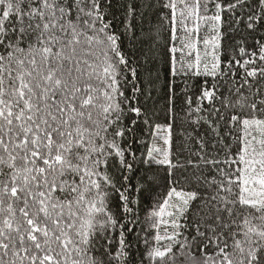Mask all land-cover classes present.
I'll return each instance as SVG.
<instances>
[{
  "label": "snow or ice",
  "instance_id": "obj_1",
  "mask_svg": "<svg viewBox=\"0 0 264 264\" xmlns=\"http://www.w3.org/2000/svg\"><path fill=\"white\" fill-rule=\"evenodd\" d=\"M0 264H264V0H0Z\"/></svg>",
  "mask_w": 264,
  "mask_h": 264
},
{
  "label": "trees",
  "instance_id": "obj_2",
  "mask_svg": "<svg viewBox=\"0 0 264 264\" xmlns=\"http://www.w3.org/2000/svg\"><path fill=\"white\" fill-rule=\"evenodd\" d=\"M119 18L121 17L118 16ZM135 23L136 27L134 31L140 39L126 40L125 49L128 52L132 66L137 68L139 79L134 82L137 87L145 90L144 95L137 93V96L148 107H152L158 93L154 90V86L150 82L149 73L153 72L154 74L153 64L155 60L153 59V53L149 51L151 42L148 40L146 34L149 32L151 24L154 23V18L148 12L145 17H138ZM129 87H131V84ZM159 87V84L155 85V88Z\"/></svg>",
  "mask_w": 264,
  "mask_h": 264
}]
</instances>
